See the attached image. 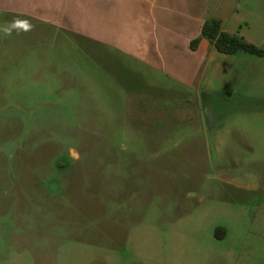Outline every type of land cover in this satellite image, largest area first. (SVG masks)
Listing matches in <instances>:
<instances>
[{"label":"rangeland","instance_id":"1","mask_svg":"<svg viewBox=\"0 0 264 264\" xmlns=\"http://www.w3.org/2000/svg\"><path fill=\"white\" fill-rule=\"evenodd\" d=\"M105 47L0 11V264H264V56L188 96Z\"/></svg>","mask_w":264,"mask_h":264},{"label":"crops","instance_id":"2","mask_svg":"<svg viewBox=\"0 0 264 264\" xmlns=\"http://www.w3.org/2000/svg\"><path fill=\"white\" fill-rule=\"evenodd\" d=\"M0 11L55 21L58 31L71 30L76 37L89 43L99 41L147 69H161L186 95L194 96L206 78L210 60L222 52L204 36L196 49L191 48L204 20L219 17L224 29L245 37L243 27L264 21V0H0ZM98 25L106 30L99 31ZM144 84L148 85L141 91L149 95L168 90L158 87L153 93L149 85L157 83ZM154 111L147 115L153 118L151 123L163 126L156 118L165 115Z\"/></svg>","mask_w":264,"mask_h":264},{"label":"trees","instance_id":"3","mask_svg":"<svg viewBox=\"0 0 264 264\" xmlns=\"http://www.w3.org/2000/svg\"><path fill=\"white\" fill-rule=\"evenodd\" d=\"M202 36L207 37L218 50L224 53H235L244 50L264 56V46L257 45L242 34L224 29L222 20L216 16H210L204 20L200 35L191 40V48H197Z\"/></svg>","mask_w":264,"mask_h":264},{"label":"clouds","instance_id":"4","mask_svg":"<svg viewBox=\"0 0 264 264\" xmlns=\"http://www.w3.org/2000/svg\"><path fill=\"white\" fill-rule=\"evenodd\" d=\"M31 24L28 21H19L15 20L12 21L10 24H5L3 26V31L6 35H11L13 30H23V31H28L31 29Z\"/></svg>","mask_w":264,"mask_h":264}]
</instances>
